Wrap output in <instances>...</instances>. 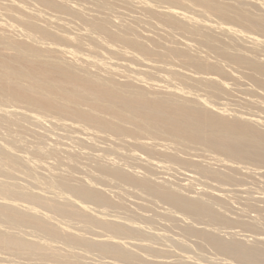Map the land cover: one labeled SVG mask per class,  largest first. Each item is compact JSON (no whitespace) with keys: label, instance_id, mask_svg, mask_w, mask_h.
<instances>
[{"label":"bare ground","instance_id":"1","mask_svg":"<svg viewBox=\"0 0 264 264\" xmlns=\"http://www.w3.org/2000/svg\"><path fill=\"white\" fill-rule=\"evenodd\" d=\"M2 1L0 9L2 12L4 11L3 15L10 22L0 19V126H4V130L9 126L13 129L14 126L12 125L24 124L22 121L28 120V123L32 124L31 122H33L34 126L36 124V128L39 129V125H42L41 118L33 113L39 111L46 114V118H43V120L50 127L75 134L71 135V140L73 144H76L75 146H81L83 149L87 148L86 150L91 152V148L97 149L96 146L98 145L96 144L98 142L106 144L105 147H100V143V149L97 150H105L106 153L111 151V154L114 152L119 157H117L118 161L113 159L103 163L101 159L106 155L102 154L104 156L102 158L100 155H96L95 152L93 153L94 156L91 153L96 171L108 177L110 176L118 181L117 183L131 186L134 190H142L147 195L175 209L180 215H175L174 212L171 214L170 211L163 212L165 219L168 218L170 222L186 224L185 221L189 218L197 224L204 225L203 227L194 228L191 225L183 224L185 226H183L182 232L184 235H188L189 238L195 236L202 239L205 244L213 248L212 251H216L214 252L216 255L217 253L220 254L219 256L223 255V260V257L227 256L228 258L225 257L227 258L226 261L231 258L234 264H264V236L263 238L256 237L254 242L248 243L246 240L238 239L235 231L227 232V238L220 235L221 232L219 234L215 231V227L218 225L230 224L231 226L233 224L238 225L243 231H252V235L258 231L256 221H246L245 218L243 220L232 218L234 219L232 220L225 217L216 208V206L225 203L224 193L233 191V189L230 188V190L224 185L230 184L229 186H231V183L244 178L240 175L242 173H239L241 178L243 177L242 179L235 176L234 172L238 173L242 171L241 169L245 170V168L234 165V161L235 163L236 161H252L257 165L264 166V121L260 119L262 118L260 115V117H255L258 113L257 115L250 114L251 109L248 108H256L261 114H264V102H262L263 100L251 98L252 95L250 98L246 97V93L251 92L247 85L241 83L237 74L226 73L224 70L227 68L221 69L224 66L219 60H225L230 64L229 66L233 65L236 68L248 70V73L251 72L249 77L256 84L264 87V80L261 81L260 78V76L264 78V59H261L264 56V39L250 34L251 32L246 33L221 24H216V26L209 20L199 19L200 13L205 14V17H208L209 15L206 16V13H209L210 15L215 14L216 17L227 18L229 12L232 11L234 14L230 18L231 21L234 19L247 30L264 34V11L262 10L264 3L261 2L262 0H239L244 5L249 4L260 11L262 10L263 14L260 15H253L245 8H236V4H233L234 7H231V3H228L229 5L226 3H224L226 5L221 4L222 2H218L219 0H188L190 5H197L195 10L197 8L199 12V15L196 14L198 18L194 16L195 13L192 15L189 14L190 11H188L189 13L181 11L182 5H180L179 10L176 9L177 7L166 6L173 3L177 6V3L184 2L182 0ZM175 1H177L176 4ZM153 2H156V4H153ZM158 2H161V4L166 2L167 4L165 3L166 5L162 6L158 5ZM169 2L173 3L170 4ZM199 8L200 10H198ZM181 9H184L183 6ZM153 20L162 22L165 27L153 22ZM135 25L137 27L141 25L142 29L148 34L140 35L139 29ZM173 31L188 35L192 41H179L181 43L180 48L165 47V42L161 44L160 40L163 37L166 39L170 37ZM184 34L182 37H184ZM220 39L224 42L226 40V42H219ZM193 41L197 42V46ZM192 43L196 47H193ZM160 44L164 45L167 52H163L164 48L162 49ZM200 44L203 46L200 48L203 52L208 50L212 56L215 55L217 58H221L218 60L215 56L213 58L208 55L210 59L217 60L218 64H213L214 61L210 63L209 58L198 55V50H193V52H197L196 55L189 51L191 48L199 47ZM168 54H170L169 61H171V55H174L179 59H176V61L181 63L182 66H179L183 69H176L174 66H169L168 63L166 64L168 66L165 64V66L158 65ZM203 54L205 55V53ZM174 56H172L173 60ZM146 57H153L156 60L151 58L147 61L145 60ZM161 59L163 60L161 61ZM223 60L222 62H224ZM219 75H224V78L228 76V79H231V84L218 79ZM162 76H164V80H158ZM176 85H183L187 88L184 90L185 87L183 89ZM188 87L192 88L191 90L196 89V92L201 94L193 95L189 90L187 91ZM202 96H207L212 100L204 99ZM214 100H217L216 103L218 101H221V103L219 102V105L216 106ZM236 102L242 103V106L245 105L250 112L236 114L235 109V114L230 113L229 110L232 107L230 105H233V107L239 106ZM227 107H230L229 110ZM246 107H240V109L247 110ZM231 111L233 112V110ZM29 127L23 126L21 129L22 131L25 129L26 133V130L32 128ZM11 129L9 130L12 131ZM37 132L39 131L37 130ZM40 132L42 135L37 133V136L44 138L43 134L47 131ZM27 133L31 132L28 130ZM65 136L67 135L65 134ZM157 136L159 139L164 136L173 143H179V145L185 142V144L190 143V145L195 144L197 147L201 146L225 157L228 161L225 162L218 157L205 158V160L189 157L180 158L181 156L179 157L175 152L174 148L176 147L170 146L171 142H169L170 145H166L155 142L156 139L153 141L154 137ZM32 137L37 138L36 135ZM47 137L45 136L44 140H40L48 144ZM51 137L48 138L53 141L54 138ZM38 139L29 142L34 144H32L34 148L31 146V150L34 151L30 152V155L33 154L32 158H34V153L41 155V157L45 155V158L49 154L63 153L70 161L72 158L84 157V160L86 157L87 159L92 157L90 154L88 158L89 153L86 150L87 153L85 151H75L76 149L73 150L74 146L71 148L67 143V146L58 147L57 145L60 143L56 141L59 140V137L58 140H54L56 144L49 140L51 145L48 144L47 148H45V144L42 148L41 144L43 143L39 144L40 147H38V144L36 146L35 142L38 141L39 143ZM8 143L11 145V142ZM7 146L0 142V174L7 177H3L5 178L3 180L0 175V222L6 224L5 226H10V232L13 230L14 232H8L9 227L7 230L4 227L7 232L3 231V227L0 226V256L2 251L3 254L6 252V255L11 253L14 256L21 255V257L34 258L37 261L36 263L39 262L40 264H80L79 253L75 250L81 248L85 252H96L111 260L106 263H102L103 260H100V263L97 261L99 264H119L129 261L138 264H201L190 261L191 257L179 253L174 259L169 260L172 252L155 247L153 245L155 243H152V241L161 240L164 233H156L159 229L156 228V230L155 227H153L152 232L147 231L148 229L145 231L141 224L137 223V220L149 223L152 222L151 218L141 212L135 213L129 209L126 200L122 199L123 196L119 200L113 201L107 195L109 191L98 187L99 185L97 186L91 179L72 178L75 183H71L66 179L67 175L64 177L63 174H59V171H56L58 173L52 172L49 167L47 168H49L50 173H43L45 168H43L42 163L39 162L38 164L42 165H38L37 162H29L31 159L29 160L24 155L21 156L22 154H14V148L9 149ZM112 146L117 147V149ZM183 146L185 147V145ZM19 147H21V144ZM119 147L132 149H128L127 152L124 149L125 152H122ZM186 149H188V146ZM179 151H181L180 148ZM28 153L24 154L27 155ZM155 155H161L166 162L155 160ZM119 159L127 162L120 163ZM206 159H209L212 163ZM35 160L37 161V159ZM129 161L135 167L127 165ZM167 162L169 164L170 162L172 164L179 163L183 167L185 166L181 171L175 169L177 175L173 176H179L178 179L174 178L177 181L169 179L170 177L173 179L172 175L165 177L169 172L162 175L163 178H158V171H160V175L161 172L171 171L172 167ZM30 163L37 164L39 167L34 164L30 165ZM71 164L72 162L69 163V165ZM18 166L25 170H23V175H25H20V178L22 177L21 181L27 180V178L30 179L28 189H26L28 185H23V182V186L19 185L21 183L18 184V182L10 183V180L17 178L16 174L14 176L13 174L16 170L15 167ZM32 167L34 169L41 167L42 174H46L44 175L46 177L49 175L50 178H44L47 184L49 179L56 180L59 190L61 189L60 191L63 190L64 192H62L65 193H61L63 197H59L60 195L57 194L59 192H56L58 197L55 196V192H51L53 189L50 190V188H53L54 183H52L54 184L52 186L43 185L44 187H50L48 188L50 191L47 192L48 194L52 193L53 197L42 195L44 191L41 190H44V187L42 183L40 186V182L38 181V183L37 180H40L43 176H39L40 179H38V176H34L33 172L35 170ZM40 169L37 170L40 171ZM254 169L251 170L247 166L245 175L247 177L264 176L263 172L262 174ZM42 174L40 172V175ZM205 178H208V180L211 178L217 183L210 185V183H206L207 180L204 181ZM6 179H10L9 182L5 181ZM98 179L101 180V178ZM196 182L199 183L196 185L201 186L198 189L200 191H190L193 187L191 186L192 183ZM37 183L40 188L43 187L40 190L42 193L39 191V193L34 192L39 189ZM30 184H34L35 186H31H37L38 188H34L36 190L32 191L33 188ZM235 193L238 194L239 192L236 191ZM115 194L118 196L120 192H115ZM250 197L248 198L250 199ZM259 200L264 203V195ZM246 201L244 203L249 202ZM253 201L257 202L255 199ZM91 205L93 206L91 207ZM243 205H246L245 208H247V204ZM248 206L255 208L252 203ZM93 207L100 208V210L93 209ZM228 208L231 209L232 207ZM262 208L264 209V207ZM108 209L118 211L121 215L118 216V213L112 215ZM255 210H258V208ZM225 213L227 212L225 211ZM56 217L66 219L68 223L57 222L58 220L55 221ZM256 218L259 220L260 217L256 216ZM135 219L137 222H135ZM72 221H76L77 223L74 224H78V226L71 225ZM163 223L160 222V224ZM210 225H215L213 226L215 229L212 227L207 228ZM235 225L234 227H237ZM13 227L14 229H12ZM20 227H24V230L25 228L30 229L31 233H37L38 238L35 235L36 239H30L29 235L22 232L23 235H27L26 238L23 237L20 234L21 232H17V228ZM228 227L227 229H229ZM24 230L22 228V231ZM155 230L156 232H154ZM31 233L29 232L30 235ZM39 235L45 240L39 239ZM257 235H259L258 232ZM178 240L174 239L175 243L180 245L185 241L181 243ZM184 243L183 246H186ZM156 245H158V242ZM162 245L164 246V243ZM172 247H175V245ZM165 255L168 256L165 257ZM90 256L87 258H90ZM198 260L201 261V259ZM230 260L229 264L232 263ZM15 261L17 262V259ZM92 261L95 260L92 259ZM212 261L210 262L213 263ZM205 262L208 264L209 261Z\"/></svg>","mask_w":264,"mask_h":264},{"label":"rangeland","instance_id":"2","mask_svg":"<svg viewBox=\"0 0 264 264\" xmlns=\"http://www.w3.org/2000/svg\"><path fill=\"white\" fill-rule=\"evenodd\" d=\"M1 2L0 3H3V1L2 0H0ZM182 1H184V2H179V3H177V1H175V4L177 3V6H175L174 5V3L173 2H169L170 4L171 3H173L172 5H168L166 2V6L167 7H177L176 9H178L179 10V8H180V5H182L183 6V8L184 9H181L182 8V6H181V8H180V10L181 11H185V12H187V13H189L188 11H190L191 13H189V14H192V15H194V13H195V17H197L198 18V16L196 15V14H198L199 15V12L197 11V8H196V10H195V7L197 6H194V4H191L190 5V1H188V0H182ZM216 1H218V0H216ZM189 2V3H188ZM218 2H222L221 4H224V3H226L227 5H229L230 3H231V7H234L233 6V4L235 5L236 4V8H245L246 10H249V12L251 13V14H253V15H255V14H263L262 12L264 11V8L260 11V10H258L257 8H254V6H251V5H249V4H245L244 5V3L242 2V1H237V0H219ZM234 2V3H233ZM238 4H237V3ZM240 2H241V4H240ZM261 2H263L264 3V0H262ZM159 3V4H158ZM157 4L158 5H162V6H164V4L162 3L161 4V2H158ZM186 3V4H185ZM188 3V4H187ZM229 3V4H228ZM242 3H243V5H242ZM153 4H156V2H153ZM226 4H224V5H226ZM240 4V5H239ZM237 5H238V7H237ZM165 6V7H166ZM179 6V7H178ZM187 6V7H186ZM191 8H190V7ZM194 6V7H193ZM187 9H186V8ZM189 9H191V10H189ZM198 10H200V8L198 9ZM0 15H1V17H0V19L2 20V21H9L10 22V20H8V18L7 17H5L4 15H3V12H2V10L0 9ZM194 11V12H193ZM260 11V12H259ZM198 12V13H197ZM2 13V14H1ZM230 14V16L228 15V17L227 18H220V17H216L215 16V14L214 15H210L209 13H206V16H208V17H205L204 15L205 14H201L200 13V15H199V19H202V20H205V21H208L209 20V22H212V23H214L215 25L217 24V25H219V24H221V25H223V26H228V27H232L233 29H237V30H240V31H243V32H251L250 34H253V35H255V36H258V37H260V38H263L264 39V34L263 33H260V32H257V31H255V32H252V31H250V30H247V28H245V27H242L240 24H238L236 21H234V19H232L233 21H231V19L230 18H232V16H233V12L232 11H230L229 12ZM264 15V14H263ZM214 16V17H213ZM5 18H7V19H5ZM208 18V19H207ZM5 19V20H4ZM228 19V20H227ZM153 22H157L159 25H163L164 27H165V25L162 23V22H160V21H158V20H153ZM216 25V26H217ZM136 26V25H135ZM137 27V26H136ZM140 27H141V25H140ZM140 27H137L139 30H138V32H139V34L140 35H147L148 33L147 32H145L143 29H142V27L140 28ZM173 33H176V34H174L173 35ZM177 34H179V35H177ZM183 34L184 33H182V34H180V32H178V31H176V32H172L171 33V36L170 37H167V39L166 38H164L163 37V39H161L160 40V43L161 44H164V42H165V47L167 46V47H172V46H174V47H172V48H175V47H178V48H180L179 47V45L181 44L180 42H183L184 40H190L191 39V37H189L188 35H186V34H184V37H182L183 36ZM150 35H153V34H150ZM176 35V36H175ZM175 36V37H174ZM185 36H188V37H185ZM175 38H177V39H175ZM165 39V40H164ZM162 41V42H161ZM180 41V42H179ZM190 41H192V40H190ZM175 42V43H174ZM194 43H195V45L197 46V42L196 41H193ZM219 42H224V41H221V39L219 40ZM225 42H226V40H225ZM224 42V43H225ZM174 43V44H173ZM179 43V44H178ZM194 43H192L193 45H194ZM160 44V46H162V49L164 48V45H161ZM150 45V44H149ZM193 46V47H196V46ZM198 45H199V43H198ZM159 46V50L161 49V47ZM203 46L200 44V46L199 47H197V48H191L189 51L191 52V53H193L194 55H196L197 54V52H193V50L195 51H197L198 50V55H200V56H202L203 55V57L205 56L207 59L209 58L210 59V56L211 57H213V58H215L214 56H212V54H211V52H209L207 49V51H205L204 49H205V47H204V52L202 51V49H200V48H202ZM200 49V51L201 52H203V53H205V55L202 53L201 54V52L199 51V49ZM157 49H158V47H157ZM158 50V51H159ZM166 49L164 48V50H163V52L165 53V52H167V51H165ZM162 50H160V52H161ZM189 52V53H190ZM199 52H200V54H199ZM207 52H208V54H207ZM192 54V55H193ZM207 55V56H206ZM208 55H210V56H208ZM172 56H174V55H171V61H169L170 60V58L168 59V57H170V54H168L167 55V60H166V58L163 60V59H161V61L162 62H160V63H158V65L159 64H161V65H166L167 63H168V65L169 66H171V67H175L176 69L177 68H179L180 70L181 69H183V68H181L180 66H182L181 65V63L179 64L178 63V61H176V59L177 60H179L177 57H173L174 58V60L172 59ZM152 58V60L154 59V60H156L155 58H153V57H146V59L145 60H150ZM208 59V61H210V63L211 62H213V64L214 63H217L218 61L217 60H215V59H210L209 60ZM216 59H221V58H217L216 57ZM261 59H264V56H262V58ZM151 60V61H152ZM223 60V59H222ZM222 60H219V61H221V63L223 64V66L224 67H221V69L222 68H227V69H223L226 73H232V74H237L238 75V77H239V80L241 81V83H243V84H245V85H247V88H249V90L251 91L250 93H252V94H250L249 92H247L246 93V97L248 96L249 98H250V96H251V98H255V99H258V100H260V101H262V102H264V87H262L261 85H258V84H256L252 79H251V77H249V75H250V73H248L249 71L248 70H246V69H244V68H236L235 66H229L230 64H228L227 62H225V60H223L225 63H227V64H225L224 62H222ZM176 61V62H175ZM158 62V61H157ZM165 62V63H164ZM172 62V63H171ZM174 62V63H173ZM169 63H171V64H169ZM176 63H177V65H176ZM220 62H219V64H221ZM218 64V63H217ZM227 66H225V65ZM164 65V66H165ZM168 65H166V66H168ZM180 65V66H179ZM220 66V65H219ZM222 66V65H221ZM232 67H235V68H232ZM174 68V69H175ZM178 69V70H179ZM234 69V70H233ZM238 71H237V70ZM126 70H128V69H126ZM244 71V72H243ZM246 71V72H245ZM248 71V72H247ZM235 72V73H234ZM238 72V73H237ZM243 72V73H242ZM248 73V74H247ZM236 75V76H237ZM241 75V76H240ZM221 77V78H220ZM229 77L227 76H225V78H224V75H219V77H218V79H220L221 81H224V82H226V83H230L231 84V79L229 80L228 79ZM260 78L262 79L261 81H263L264 80V78L263 77H261L260 76ZM158 80H164V76H162V77H160V78H158ZM233 82V81H232ZM254 82V83H253ZM233 84V83H232ZM251 84V85H250ZM177 86V85H176ZM180 88H183L184 89V87L185 86H183V85H178ZM177 86V87H178ZM186 88L187 87H185V89L184 90H186ZM253 88V89H252ZM192 88H189L188 87V89H187V91L189 90L190 91V93H192L193 95H197V94H201V93H198V92H196V89H193V90H191ZM255 93H254V92ZM259 91V92H258ZM195 92V93H194ZM262 94H261V93ZM250 95H249V94ZM255 96V97H254ZM204 99H207V100H209V99H211V98H209V97H207V96H202ZM212 100V99H211ZM214 102H215V105L217 106V104L220 102L221 103V101H218V103H216L217 102V100H214ZM237 103V105H239L240 107H246L245 105L244 106H242L243 104L242 103H238V102H236ZM235 103V104H236ZM234 104V105H235ZM242 104V105H241ZM219 105V104H218ZM237 105H235V106H237ZM230 106H232L233 107V105H230ZM227 107V109L229 110V108H230V113H234V111H235V109H236V114H245V113H248V112H250V110L249 109H251V112H250V114H252V115H257V113H258V115L257 116H255V117H262V118H260L262 121H264V114H261V112L259 111V110H257L256 108H253V110H255V111H253L252 110V108H250V107H246L247 108V110L246 109H240V107ZM219 107H221V106H219ZM231 110H233V112L231 111ZM249 110V111H248ZM241 111H242V113H241ZM240 112V113H239ZM245 112V113H244ZM34 114H37V116L38 117H40L41 119V121H42V125H39L40 127H39V129L38 128H36L37 127V125L35 124V126H34V124H33V122H31L32 124H30V122L28 123L27 121L28 120H26V121H22L24 124H20V125H12V126H14V128L13 129H11L12 127L11 126H9L7 129H5L4 130V126H0V128L1 127H3V128H1L0 129V142L1 143H3L5 146H7L9 149H12V147L14 148L13 149V153L15 154L16 153V155H21V156H23L24 155V157H27V158H29V160L31 159V161H29V162H37V164L40 162V163H42L43 164V168H45L44 169V171L45 172H43V170L42 169H40V168H38L39 166L38 165H42V164H34V165H37L38 167L37 168H35L34 169V167H32L33 169H32V172H33V174H34V176H40V177H42L41 179H40V177L38 178V179H40V180H37L36 178V180H37V182L39 181L40 182V186H41V183H42V186L43 185H47V186H52V185H54V186H52L53 188H50V187H44V190L42 189V188H40V186H39V182L36 184V185H38L39 186V189L37 190V191H34V190H36L38 187L36 186V187H32V186H35L34 184L32 185V184H30V186L33 188H31L32 189V191H34V192H40V190L41 191H44L43 192V194L42 195H44L45 197H51L53 194L52 193H50V194H48V192L47 191H50L51 189H53V190H51V192L53 191V192H55V194H56V192H59V193H57L58 195H60L59 197H63L62 195H61V193H63L62 191H60L59 190V186L57 185V182H56V180H51V179H49V180H47V182H48V184L46 183V180H44V178L46 177V176H44V175H46V174H42V172L43 173H50L49 172V168H51L50 170L52 171V172H55V173H58V172H56V171H59V174H63L64 175V177L67 175L68 177H66V179H68L71 183H75V181H74V179H72V178H75V179H77V178H84V179H86V180H92L93 182H95L96 184H97V186L98 187H101V188H103V189H105V190H107V191H109V192H107V195H108V197L111 199V200H113V201H116V200H119V198H121L122 196V199H124V200H126V205L128 206V208L129 209H131L132 211H134L135 213H142V214H145V215H147L148 217H150L151 218V221L153 222H142L141 220H137L136 221V219H135V222H137V223H139V225L141 224V227H143V229L146 231L147 229V231H150V232H152L153 231V227H155V229L157 228V229H159L158 230V232H156V230L154 231V232H156V233H159V234H162V233H164V234H162L164 237H162L161 238V240L163 241H161V240H158L157 242H158V245H156V241H152V243H155V244H153L155 247H158V248H160V249H162V250H165V249H167V251H169L170 253H171V259H169V260H172V259H174L175 258V256H177V255H179V254H185V255H187V257H191L192 259L190 260V261H195V263H201V264H207V262H205V261H212L213 259V263L214 264H218L219 262H220V264H222L223 263V261L225 260V262L226 263H228L229 262V260L231 259V258H229L228 259V261H226L227 260V256H225V257H227V258H225V257H223L224 258V260L222 259V256L223 255H221V256H219L220 254L219 253H217V255H216V253H214V252H216L215 250H213L212 251V249L213 248H211V246H209L208 244H205L204 243V241L202 240V239H200V238H196L195 236H190V238H189V236L187 235H184V233L182 232V229H183V226H185L186 224L187 225H191V226H193L194 228H199V227H201L202 225H200V224H197V223H195V222H193V220H191V219H189V218H187L188 220L187 221H185L186 222V224L185 223H182V224H177L176 222H173V221H171L170 222V220L167 218V219H165L166 217L165 216H163V212L164 211H170V213L172 214L173 212H174V214L175 215H180V214H178V212L175 210V209H173L172 207H170V206H167V204H163V202H161V201H159L158 199H156V198H154V197H152V196H149V195H147L145 192H142V190H134V188L133 187H131V186H126L125 184L123 185V183H117L118 181H116V180H114V179H112L110 176L108 177L107 175H103V174H101L100 172H98V171H96V167L94 168V165H95V163H94V158H93V156L96 154V155H100L102 158L106 155V157H104V158H107V159H101V162H103V163H105V162H107V161H110V160H117L119 157L116 155V154H114V152H112V154H111V151H107L108 153H106V151L104 152V151H102V150H97V149H100L99 148V144L101 143H97L96 145H98V146H96L97 147V149L96 150H94V148L92 149L91 148V152H88L86 149H83L81 146H78V149H77V146H75L76 144H73V141L71 140V135H75V134H73V133H69V132H66V131H62V130H59V129H55V128H53V127H50L49 125H48V123L46 122V121H44L43 120V118H46V114H44L43 112H39V111H34L33 112ZM260 113V114H259ZM235 114V113H234ZM48 115V114H47ZM260 115V116H259ZM29 121H31V120H29ZM21 122V123H22ZM27 123V124H26ZM29 124V125H28ZM21 125H23L24 127H29V128H31V129H28L31 133H27L28 132V130H26V133H25V129L22 131V127H21ZM27 125V126H26ZM17 126H20L21 128H17ZM47 126H49V127H47ZM15 127H16V130H15ZM42 127V128H41ZM6 128V127H5ZM26 128V129H27ZM41 128V129H40ZM48 128H50V129H48ZM9 129H11L12 131H10ZM19 129V130H18ZM21 129V130H20ZM37 129L39 132H37V130L35 131V130ZM53 129H54V131H53ZM35 132H34V131ZM51 132H50V131ZM55 130H57V131H55ZM20 131H21V134H20ZM40 131H47V132H45L44 134H43V136H44V138H39L37 135V133H40L39 135H42V133L40 132ZM6 132V133H5ZM11 132H12V135H11ZM14 132V133H13ZM22 132H23V134H22ZM34 132V133H33ZM3 133V134H2ZM25 133V134H24ZM33 133V135H36V137L37 138H34V137H32L31 136V134ZM7 134H9V135H7ZM51 134V135H50ZM65 134L67 135V136H65ZM2 135H4L3 137H4V139H3V137H2ZM11 135V136H10ZM20 135H25V137H23V136H20ZM27 135V136H26ZM47 135H48V137H51V136H53V138H54V140H58V137H59V140L58 141H56V142H59L60 144H58L57 146L59 147H64V146H69V147H71V148H73L72 146H74V148H73V150L74 149H76L75 151H87L89 154H88V158H89V155L92 153H94L95 152V154H93V156H92V154H91V156L92 157H90L89 159H87V157L83 160V158L84 157H79V158H81V159H79V158H72L71 159V161L69 160V158L65 155V154H63V153H60V154H55V155H51V154H49V155H47L46 156V158L44 157L45 155H42V157H41V155H38V154H35L34 152V158H32L33 156V154L32 155H30L31 153H32V151H34V150H31V146H32V148H34V144L33 143H29L31 140V142H33V139L34 140H37L38 138V140H39V143H38V141H36L35 142V145L37 146V144H38V147H40V143H43V144H41L42 146L44 145L45 146V148H47L48 147V144L49 145H51L50 143L51 142H53L54 144H56V142L53 140V141H51L50 139L52 138H48L47 137ZM57 135V136H56ZM78 135V134H77ZM10 136V139L8 138ZM45 136L47 137L46 138V141L47 142H49L48 144H46V143H44L45 141H41L40 139H45ZM62 136V137H61ZM111 137H112V135H110ZM11 137H14V138H11ZM27 137V138H26ZM144 137V136H143ZM158 137V136H157ZM157 137H154V139H153V141L155 140V142L157 141V143H162V144H166V145H170V146H172L173 148L174 147H176V148H174L175 149V152H177L176 154L180 157V158H187V157H189V158H192V159H200V160H205V158H211V157H218V158H220V160H224L225 162H227L228 161V159L226 160V158L225 157H223V156H220L219 154H217V153H215V152H212V151H209V150H207L206 148H203V147H201V146H198L197 147V145H195V144H191L190 145V143H186L185 144V142H182V143H184V144H182L181 142V145H179V143H173V142H171L170 140H168V138H166V137H164L163 136V138H161L160 137V139H159V137L157 138ZM70 138V139H69ZM166 138V139H165ZM28 139V140H27ZM162 139H164L163 140V142H162ZM8 142H11V145H9L10 143H8ZM19 140H21V141H19ZM24 140V142L22 143V141ZM51 142H50V141ZM68 140V141H67ZM158 140H160V141H158ZM26 141V142H25ZM41 141V142H40ZM167 141V142H166ZM7 142V143H6ZM169 142H171L170 144H169ZM13 143H15V144H13ZM26 143V144H25ZM65 143V144H64ZM66 143H67V145H66ZM7 144V145H6ZM18 144V145H17ZM21 144V147H19V145ZM25 144V145H24ZM33 144V145H32ZM61 144H62V146H61ZM71 144V145H70ZM177 146H176V145ZM187 144H189V145H187ZM27 145V146H26ZM175 145V146H174ZM183 145H185V147L187 148V146H188V149H186ZM18 146V147H17ZM41 146V147H42ZM44 146L42 147V148H44ZM47 146V147H46ZM101 146H103V147H105L106 146V144H100V147ZM182 146V147H181ZM76 147V148H75ZM112 147H114V146H112ZM180 148V150L181 151H179V148ZM24 148V149H23ZM29 148H30V150H29ZM82 150H81V149ZM115 149H117V147H114ZM119 148H121V147H119ZM118 148V149H119ZM181 148H183V149H181ZM191 148V149H190ZM16 149V150H15ZM124 149H126V152L128 151V149L125 147V148H121L120 150L122 151V152H125V150ZM132 149V148H131ZM131 149H129V150H131ZM193 149H195L194 150V153H193ZM199 149V150H198ZM29 151V153H28V151L27 152H25V151ZM201 150V151H200ZM16 151V152H15ZM85 151V152H86ZM101 151V152H100ZM31 152V153H30ZM86 152V153H87ZM195 152H196V154H195ZM199 152V153H198ZM18 153V154H17ZM24 153H28L27 155L26 154H24ZM192 153V154H191ZM104 156H103V155ZM180 154H182V155H180ZM188 154V155H187ZM26 155V156H25ZM35 155H36V157H35ZM38 155V156H37ZM108 155V156H107ZM215 155V156H214ZM219 155V156H218ZM29 156V157H28ZM156 156V159L155 160H158V161H161V162H166V160L164 161V159H163V157L161 156V155H155ZM155 156H153V158H155ZM184 156V157H183ZM186 156V157H185ZM197 156V157H196ZM204 156V157H203ZM31 157V158H30ZM41 157V158H40ZM118 157V158H117ZM223 157V158H222ZM68 160H67V159ZM222 158V159H221ZM225 158V159H224ZM35 159H37V161L35 160ZM92 159V160H91ZM209 159H206V160H208V161H210ZM115 160V161H116ZM68 161H70L69 163H71L72 162V164L71 165H69V163H68ZM118 161V160H117ZM119 161H120V159H119ZM207 161V162H208ZM28 162V163H29ZM64 162V163H63ZM74 162V163H73ZM127 161H125V162H123V161H120V163H126ZM211 162V161H210ZM209 162V163H210ZM233 162V161H232ZM241 162H242V164H241ZM47 163V164H46ZM212 163V162H211ZM229 163V162H228ZM231 163V162H230ZM234 163V165H236V166H241V168H245V170H243V169H241L242 171H239L238 173H236V172H234V174H236L235 176H239L238 178L240 179L241 178V176H243L241 179L242 180H239V181H237V182H233V183H231V186H229V185H224V187H227L228 189H233V191L232 192H225L224 194V197H226V198H224L225 199V203L224 204H221V205H218V206H216V208L218 209V211H220V213H222L225 217H229V218H234V219H240V220H243L244 218V220H246V221H250V222H253V221H256L257 222V232L259 233V235H257V232L256 231H254V232H256V233H254V234H256V235H252V233L250 232V231H246V230H242V228L241 227H238V225H235V224H233L232 226H231V224L230 225H218V226H216L215 228L217 229V227H218V231L213 227V226H215V225H210V226H207V228H210V227H212V228H214L215 229V231L216 232H218L219 234H220V232H221V234L220 235H224L225 236V238H227L228 236H227V232H234L235 231V233L237 234V238L238 239H243V240H246V242H248V243H252V241L254 242V239L256 238V237H262L263 238V236H264V209L262 208V207H264L263 205H264V203L262 202V201H260L259 199L264 195V176H253V177H247L245 174H246V172H247V170H246V167L248 166V168L249 169H251V170H253L254 169V167H255V169H257L256 171H260V173H264V166L262 167L261 165H257V164H255L254 162H252V161H236V163H235V161L233 162ZM32 163H30V165H33ZM45 164H46V166H45ZM74 164V165H73ZM167 164H169L168 162H167ZM48 165V166H47ZM57 165V166H56ZM127 165H133L132 163H130V161H129V163L127 164ZM169 165H171V167L173 168H171L170 170L171 171H166V172H161V175H160V171H158L157 172V176H158V178H160V177H162V175H165L167 172H169L168 174H166L165 175V177L167 178V176H173V175H177V174H175V169H180V170H177V171H181L182 170V168H185V166L183 167V165H181V164H179V163H171L170 162V164ZM51 166V167H50ZM179 168H178V167ZM213 166V165H212ZM21 166H18V167H15V169L16 170H14V174H13V176L16 174V179H13L12 181L10 180V179H12L11 177H8V178H10V179H6L5 181H7V182H9V180H10V183L12 182V183H14V182H18V184L19 183H21V184H19V185H22L23 183V185H28V186H24L26 189H28V187H29V180H28V178H27V180H28V182H27V180H22L21 181V179H22V177L20 178V175H23V173H24V169L21 167ZM47 167H49V168H47ZM60 167V168H59ZM132 167H135L134 165L132 166ZM213 167H216V166H213ZM262 169H261V168ZM21 169V170H20ZM37 169H40V171L39 170H37ZM190 169V168H189ZM254 169V170H255ZM24 170V171H23ZM36 170H37V172H36ZM42 170V171H41ZM174 170V171H173ZM222 170V169H221ZM39 171V172H38ZM64 171H66V172H64ZM85 171V172H84ZM246 171V172H245ZM17 172V173H16ZM40 172H41V174L42 175H40ZM51 172V173H52ZM63 172V173H62ZM70 172V173H69ZM35 173H36V175H35ZM69 173V174H68ZM233 173V172H232ZM239 173H244V175H242V174H240L239 175ZM262 173V174H263ZM86 174V175H85ZM101 174V175H100ZM155 174V173H154ZM159 174V175H158ZM170 174V175H169ZM1 176H2V174H0ZM18 175V176H17ZM25 175V174H24ZM23 175V176H24ZM0 176V177H1ZM49 176V175H48ZM47 176V177H48ZM72 176V177H71ZM94 178H93V177ZM102 176V177H101ZM103 176H105V177H103ZM154 176V175H153ZM152 176V177H153ZM3 177H5V178H7L6 176H2L1 177V179H5V178H3ZM45 178V179H48V178H50V177H48V178ZM97 179H96V178ZM154 177H156V176H154ZM164 177V178H165ZM168 177V178H169ZM177 179L179 178V176H175ZM174 176L172 177L173 179H171V177L169 178L170 180H175V181H177L176 179H174L175 178ZM263 177V178H262ZM14 178V177H13ZM24 178V177H23ZM98 178H101V180L100 179H98ZM102 178H103V180H102ZM157 178V177H156ZM163 178V177H162ZM253 178V179H252ZM259 178V179H258ZM26 179V178H25ZM94 179V180H93ZM106 179V180H105ZM108 179V180H107ZM113 181H112V180ZM254 179H256V180H254ZM263 179V180H262ZM15 180H17V181H15ZM50 180L52 181L51 183H50ZM98 180V181H97ZM159 180V179H158ZM206 180H207V182H206ZM250 180H252V181H250ZM258 180V181H257ZM21 181V182H20ZM26 181V182H25ZM44 181V182H43ZM106 181V182H105ZM115 181V182H114ZM174 181V182H175ZM203 181V180H202ZM204 181L206 182V183H210V185H215V184H213V183H217V182H215L213 179H211L210 178V180H208V178H205L204 179ZM211 181V182H210ZM253 181H254V183H253ZM23 182V183H22ZM249 182V183H248ZM26 183V184H25ZM32 183V182H31ZM52 183H54V184H52ZM172 183H173V181H172ZM260 183V184H259ZM51 184V185H50ZM112 184V185H111ZM196 184H199V183H192V185L191 186H193V187H191L192 189H190V191H193V190H195V192L196 191H200V190H198L199 189V187H201V186H198V185H196ZM22 185V186H23ZM216 185H219V184H216ZM258 185V186H257ZM57 186V187H56ZM254 186V187H253ZM257 186V187H256ZM125 187V188H124ZM241 187V188H240ZM29 188V191L31 190ZM34 188H36V189H34ZM45 188H50V190L48 189V190H46ZM58 189V191H57V189ZM118 188H120L119 190H118ZM124 188V189H123ZM236 188H238V189H236ZM243 188V189H242ZM54 189H56V190H54ZM122 189V190H121ZM197 189V190H196ZM201 189V188H200ZM230 189V190H231ZM240 189V190H239ZM248 189V190H247ZM260 189V190H259ZM263 189V190H262ZM121 190V191H120ZM246 190V191H245ZM45 191H46V194H48V196H46V194H45ZM239 192L238 194L237 193H235V192ZM38 192V193H39ZM111 192V193H110ZM113 192V193H112ZM115 192L116 193H119L120 192V194L117 196L116 194H115ZM40 193H42V192H40ZM247 193H248V195H247ZM57 194L55 195V196H57ZM63 194H65V193H63ZM235 194V195H234ZM241 194V195H240ZM51 195V196H50ZM240 197H239V196ZM254 195V196H253ZM256 195V196H255ZM64 196H67V195H64ZM238 196V197H237ZM251 196V197H250ZM53 197V196H52ZM58 197V196H57ZM241 197H242V199H241ZM248 197H250V199L248 198ZM254 197V198H253ZM153 198V199H152ZM152 199V200H151ZM239 199V200H238ZM243 199H246V200H244L243 201ZM253 199H255V200H257V202L256 201H253ZM158 201V202H156V201ZM227 200H229V201H227ZM240 200H241V202H240ZM259 200V201H258ZM233 202V203H231V202ZM239 201V202H238ZM251 202L252 203V205H254V207L255 208H252V207H250V206H248V204L249 205H251V203H244V202ZM161 202V203H160ZM226 203H228L227 204V206H225L226 205ZM240 203H242V204H240ZM157 204V205H156ZM243 204H247V208H245L246 207V205H243ZM259 204V205H258ZM137 205V206H136ZM156 205V206H155ZM236 205V206H235ZM241 205H243V206H241ZM93 205H91V207H92ZM221 208H220V207ZM238 206V207H237ZM241 208H240V207ZM228 207H232L231 209H229ZM243 207H244V209H243ZM252 208V209H251ZM256 208H258V210H255ZM262 208V209H261ZM93 209H97V207H93ZM135 209V210H134ZM143 209V210H142ZM164 209V210H163ZM238 209V210H237ZM254 209V210H253ZM97 210H100V208H98ZM175 210V211H174ZM233 210V211H232ZM235 210V211H234ZM108 211L112 214V215H117V213H118V216L119 215H121V214H119V212L117 211V212H115V211H112V210H110V209H108ZM112 211V212H111ZM222 211V212H221ZM225 211L227 212V213H225ZM242 211V212H241ZM243 211H244V213H243ZM250 211V212H249ZM176 212V213H175ZM238 212H239V214H238ZM262 212V213H261ZM238 215H237V214ZM242 213V214H241ZM233 214V215H232ZM151 215V216H150ZM159 215H161V216H159ZM229 215V216H228ZM232 215V216H231ZM241 215H242V217H241ZM247 215V216H246ZM153 216V217H152ZM256 216L257 217H260L259 218V220H258V218H256ZM159 217H161V218H159ZM164 217V218H163ZM250 217V218H249ZM242 218V219H241ZM59 219H61V218H57L56 217V220L55 221H57V222H61V223H63V224H67L68 222V220H66V219H61V220H59ZM234 219H232V220H234ZM252 219V220H251ZM159 220H161V221H159ZM165 220V221H164ZM190 220V221H189ZM139 221H141V222H139ZM189 221V222H188ZM261 222V224H260V222ZM160 222L161 223H163V224H160ZM255 222V223H256ZM74 223H77L76 221H72V224L71 225H73V226H75V225H77L78 226V224H74ZM0 226H2L3 228L5 227L6 228V230L8 229V227L10 228V226H5L2 222H0ZM166 224V225H165ZM183 224H185V225H183ZM143 225V226H142ZM178 225H179V227H178ZM234 225L235 226H237V227H234ZM145 226V227H144ZM204 226V225H203ZM202 226V227H203ZM228 226H230V227H228ZM76 227V226H75ZM170 227V228H169ZM220 227V228H219ZM227 227L229 228V229H227ZM1 228V227H0ZM2 228V230L4 231L5 230V228L3 229ZM22 228H23V230H24V227H20L19 229L17 228V232H21L20 234H22L23 235V233L22 232H24V234H27V235H29L28 237L30 238V239H36V238H38V235H37V233H35L34 234V232L33 233H31V231H30V229L28 230V228H25V230L24 231H22ZM223 228V229H222ZM12 229H14V227L12 228ZM16 229V228H15ZM161 229V230H160ZM162 229H163V231H162ZM5 230V231H6ZM10 230H11V228L10 229H8L7 231L8 232H10ZM174 230V231H173ZM181 231V232H179V231ZM6 231V232H7ZM16 231V230H15ZM27 231V232H26ZM160 231V232H159ZM246 231V232H245ZM14 232V230L13 231H11L10 233H13ZM16 232V233H17ZM29 232L31 233V235L29 234ZM162 232V233H161ZM226 233V234H225ZM33 234V235H32ZM179 234V235H178ZM27 235H23V237H25V236H27ZM37 237H36V236ZM165 235H167V236H165ZM40 236V238L39 239H44L41 235H39ZM180 236V237H179ZM223 236V237H224ZM227 236V237H226ZM27 237V238H28ZM36 237V238H35ZM42 237V238H41ZM169 237V238H168ZM176 237V238H175ZM178 237V238H177ZM194 237V238H193ZM26 238V237H25ZM167 239V240H166ZM174 239L176 240V239H179L178 241H181V243L183 242L184 243V245H186V246H183V243H182V245H180V244H177V243H175V241H174ZM181 239V240H180ZM45 240V239H44ZM167 241V242H165V241ZM169 240V241H168ZM189 240V241H188ZM199 240H201L200 242H199ZM161 242V244H160V242ZM198 242V243H197ZM164 243V246L162 245ZM169 243V244H168ZM171 243H173L172 245H171ZM186 243H188V244H186ZM162 246H160V245ZM197 244V245H196ZM200 244V245H199ZM203 244H205V245H203ZM175 245V247H172V246H174ZM188 245V246H187ZM193 245V246H192ZM198 245H199V247H198ZM166 246V247H165ZM179 246V247H178ZM184 248H183V247ZM191 246V247H190ZM197 246V247H196ZM164 247V248H163ZM173 249H172V248ZM181 247V248H180ZM186 247H187V249H186ZM188 247H189V249H188ZM180 248V249H179ZM183 248V249H182ZM79 249V250H78ZM81 248H77L75 251L77 252V253H79V261H80V264H94V263H97V264H99L102 260H103V262L102 263H106V262H108V260H110V259H108L107 257H104V256H102V255H99L98 253H96V252H89V253H91V254H93L92 256H90L89 255V253L88 252H85L83 249H81ZM170 249V250H169ZM172 249V250H171ZM196 249V250H195ZM78 250V251H77ZM83 250V251H82ZM189 252H188V251ZM174 251V252H173ZM194 251V252H193ZM4 252V251H3ZM85 252V253H84ZM187 252V253H186ZM6 252H4V254H5ZM179 253V254H178ZM3 253H2V251H1V256H0V264H38V263H36L37 261L34 259V258H27L26 256H22L21 257V255L19 256V255H17V256H14V255H12L11 253L9 254V253H7V255L5 254L4 255ZM83 256H82V255ZM12 255V256H11ZM88 255V256H87ZM192 255V256H191ZM205 255V256H204ZM3 256V257H2ZM90 256V258L91 257H93V258H91V260H90V258H87V257H89ZM96 256H98L97 257V259H96ZM101 256H102V258H101ZM168 256V255H167ZM166 255H165V257H167ZM170 256V255H169ZM196 256V257H195ZM198 256H200V257H198ZM207 256V257H206ZM218 257L219 259H217L216 257ZM16 257V258H15ZM26 257V258H25ZM160 257H162V256H160ZM213 257V258H212ZM215 257V258H214ZM221 257V258H220ZM11 258V259H10ZM107 258V259H106ZM151 258V257H150ZM201 259V261H203V262H201L200 260H198V259ZM13 259H17V262L15 261V260H13ZM31 259V260H30ZM83 259H84V261H83ZM92 259H94L95 261H92ZM105 259V260H104ZM198 261H197V260ZM220 259H222V261H220ZM3 260V261H2ZM13 260V261H12ZM23 260H25V261H23ZM101 260V261H100ZM218 260V261H217ZM99 263H98V262ZM105 261V262H104ZM111 261V260H110ZM109 261V262H110ZM200 261V262H199ZM216 263H215V262ZM29 262V263H28ZM34 262V263H33ZM86 262V263H85ZM129 262H131V263H129ZM129 262H127L128 264H134V263H136V262H134V261H129ZM133 262V263H132ZM209 262H208V264H209ZM222 262V263H221ZM223 263V264H226V263ZM230 262H232L231 264H234L233 263V259H231L230 260ZM127 263H119V264H127ZM213 263H211L210 262V264H213ZM40 264V263H39ZM55 264V263H54ZM136 264H138V263H136ZM139 264H142V263H139ZM145 264H151V263H145ZM229 264V263H228ZM236 264V263H235Z\"/></svg>","mask_w":264,"mask_h":264}]
</instances>
